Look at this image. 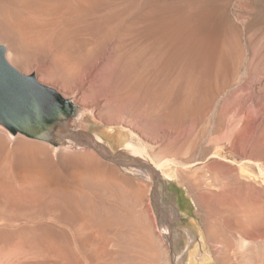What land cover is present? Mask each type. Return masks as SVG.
<instances>
[{
  "label": "rangeland",
  "instance_id": "374dc122",
  "mask_svg": "<svg viewBox=\"0 0 264 264\" xmlns=\"http://www.w3.org/2000/svg\"><path fill=\"white\" fill-rule=\"evenodd\" d=\"M23 1L0 0V45L81 109L90 140L55 149L0 121V170L30 152L54 185L42 204L0 202V264H264V0H80L62 51L20 33ZM136 159L183 164L170 179ZM135 185L139 207L121 216L118 189L131 200Z\"/></svg>",
  "mask_w": 264,
  "mask_h": 264
},
{
  "label": "bare ground",
  "instance_id": "6f19581e",
  "mask_svg": "<svg viewBox=\"0 0 264 264\" xmlns=\"http://www.w3.org/2000/svg\"><path fill=\"white\" fill-rule=\"evenodd\" d=\"M79 1H77L78 5H72L67 0H56L53 2H41L38 0L23 1L21 4L27 11H29V13L23 17H20L16 26L23 36L29 37L31 39H44L47 43H54L57 50L62 51L68 46V44L77 45V42L71 38V34H73L75 30L73 26L74 21H78L80 24V20L84 11V2L81 3V1ZM7 55L8 53L6 52V58L9 61ZM80 115L81 109L77 105H74L71 100L64 105H57L53 112V120L56 121L54 125L60 129H53L52 132L44 135L43 137L52 141V143L57 141L60 142L63 137L72 138L78 146L82 147L85 145V143H88L90 139L89 137L87 138L85 134L75 130V119ZM99 139L102 140V138ZM91 141L96 142L94 138H91ZM96 143L97 145L94 146L95 150L104 155L102 148H100L101 146L98 145V142ZM29 145L31 144L23 143L19 145V148L21 149ZM54 145L55 149L63 147L62 145L55 143ZM128 147H134L136 149V146H134L132 143H130ZM186 147L188 148V146ZM140 150L143 151L142 149ZM29 154L31 156L29 161L21 164L17 170H12L10 172L6 169L0 170V202L4 208L16 209L23 206L42 204L49 199V195H43L42 192L50 191L51 187L54 186L53 179L44 166L35 162L33 156L34 154H31L30 152ZM121 156L130 159V156L125 153L121 154ZM136 160L138 161V159ZM170 162L175 163V165L183 164L182 162L171 159L166 160L163 163L159 162V164H157L159 168L156 169V167L150 164L138 161V163L145 165L142 171L144 170V172L147 173L146 175L154 176L155 172L160 173L161 171L166 177L171 179L175 176L173 172L171 173L168 170L170 167L167 169V166H170ZM122 169H124V167ZM139 171H141L140 168ZM126 179L128 178L126 177ZM130 193L132 194L131 200L128 199V192L126 190L118 189L116 198L118 199V208L120 209L121 216L124 213L123 211H134V209L139 207V204L142 200V195L140 194L138 185H135ZM20 235L24 238L31 236L30 232L27 230L21 231ZM0 237L10 238V235L4 234L0 235ZM27 242L30 243L24 246L25 252L30 251L32 254L38 255L47 250L44 245L36 241ZM164 253H166V251ZM120 258L121 257H119V259ZM167 261H170V259H167L166 257L165 262Z\"/></svg>",
  "mask_w": 264,
  "mask_h": 264
},
{
  "label": "water",
  "instance_id": "95a60500",
  "mask_svg": "<svg viewBox=\"0 0 264 264\" xmlns=\"http://www.w3.org/2000/svg\"><path fill=\"white\" fill-rule=\"evenodd\" d=\"M61 95L15 68L0 45V121L12 132L44 136L56 129L50 124Z\"/></svg>",
  "mask_w": 264,
  "mask_h": 264
}]
</instances>
